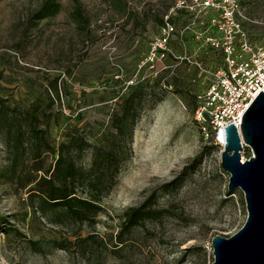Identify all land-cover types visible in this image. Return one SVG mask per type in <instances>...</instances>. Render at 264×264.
<instances>
[{"label": "rangeland", "instance_id": "1", "mask_svg": "<svg viewBox=\"0 0 264 264\" xmlns=\"http://www.w3.org/2000/svg\"><path fill=\"white\" fill-rule=\"evenodd\" d=\"M40 1L0 0V264H211V236L233 233L246 214L242 191L227 189L215 129L193 117L201 68L218 64L205 40L215 10L191 0H77L76 20L73 0H59L35 20ZM232 1L264 43V0ZM129 84L140 98L120 133L111 118ZM32 109L44 130L38 150L26 133L7 144L6 128ZM60 148L88 172L110 154L97 190L87 179L74 186L98 195L81 224L35 207L38 177ZM250 153L244 146L240 158ZM141 203L152 211L116 241L123 211Z\"/></svg>", "mask_w": 264, "mask_h": 264}, {"label": "trees", "instance_id": "2", "mask_svg": "<svg viewBox=\"0 0 264 264\" xmlns=\"http://www.w3.org/2000/svg\"><path fill=\"white\" fill-rule=\"evenodd\" d=\"M60 6L59 0H41L38 6L33 10L32 18L35 20L44 16L54 14ZM71 14L74 19H82L81 9L77 0H73V6ZM129 86V87H128ZM127 93L121 95L120 104L121 107L119 113L113 112L111 123L120 133L124 132V128L127 126L130 118L132 117L137 102L140 98V94L135 92V87L131 84L127 85ZM196 97V95H195ZM159 98V97H157ZM29 111H22L14 122V131L10 133L6 128L4 136L7 144L13 142L14 144H20L22 142L20 135L26 133V140L29 145H32L34 150H38L40 143L44 139V130L38 126L34 109ZM0 118L1 105H0ZM73 140L74 137H71ZM78 144V148H81L84 144ZM62 144H60V147ZM37 152L33 156H37ZM108 157L103 156L96 162L95 156L92 160L91 166L96 167L91 172L85 171L81 166L77 165L72 156L67 152L63 153L61 148L58 150L57 157L55 159L52 171L47 174L44 173L38 177L36 182L35 192V207L45 216L46 209L52 210L55 214L69 218L71 221L81 222L89 218V215L96 211L98 204L95 203V198L98 195L88 193V196H82L75 192L74 186L81 184L83 180L87 179V183L97 190L98 185L106 181L107 169L110 166V154ZM104 162V164L102 163ZM102 168V169H101ZM101 169V170H100ZM106 170V171H105ZM96 186V187H95ZM152 211L151 208L146 207L144 203L127 207L122 213V219L118 230L114 233L116 241L121 240V234L123 230L128 229L130 226L141 221L144 217L148 216ZM90 234L84 236L75 237L77 240H83L90 237Z\"/></svg>", "mask_w": 264, "mask_h": 264}, {"label": "built area", "instance_id": "3", "mask_svg": "<svg viewBox=\"0 0 264 264\" xmlns=\"http://www.w3.org/2000/svg\"><path fill=\"white\" fill-rule=\"evenodd\" d=\"M200 9H214L205 18L211 34L207 44L217 50L218 64L204 69L203 89L196 94L193 117L200 123L208 120L216 130L232 122L238 131L240 117L259 90L264 92V43H258L235 17L232 0H191ZM205 29V30H206ZM195 64L198 63L195 61ZM239 134V131H238ZM215 143L222 142L214 137ZM241 151L244 148L243 142Z\"/></svg>", "mask_w": 264, "mask_h": 264}, {"label": "water", "instance_id": "4", "mask_svg": "<svg viewBox=\"0 0 264 264\" xmlns=\"http://www.w3.org/2000/svg\"><path fill=\"white\" fill-rule=\"evenodd\" d=\"M239 131V134H238ZM236 126H218L215 138L222 142L219 165L227 172V189L242 191L245 219L228 236L210 238L211 264H264V92L259 90ZM240 138L251 153L241 160Z\"/></svg>", "mask_w": 264, "mask_h": 264}, {"label": "bare ground", "instance_id": "5", "mask_svg": "<svg viewBox=\"0 0 264 264\" xmlns=\"http://www.w3.org/2000/svg\"><path fill=\"white\" fill-rule=\"evenodd\" d=\"M241 160H242V158H241Z\"/></svg>", "mask_w": 264, "mask_h": 264}]
</instances>
